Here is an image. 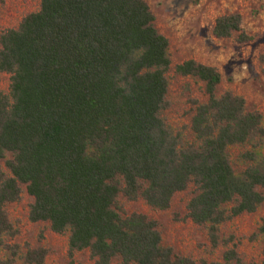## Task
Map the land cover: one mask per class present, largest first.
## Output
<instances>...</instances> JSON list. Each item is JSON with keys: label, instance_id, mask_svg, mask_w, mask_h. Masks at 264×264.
Segmentation results:
<instances>
[{"label": "trees", "instance_id": "obj_1", "mask_svg": "<svg viewBox=\"0 0 264 264\" xmlns=\"http://www.w3.org/2000/svg\"><path fill=\"white\" fill-rule=\"evenodd\" d=\"M155 21L145 0H40L1 33L0 73L10 83L0 92V264H45L49 255L13 243L19 230L8 207L24 193L31 223L68 236L72 264L81 253L91 264H244L222 227L264 204V117L242 96L219 94L216 67H173ZM213 35L250 40L236 13L218 17ZM171 72L203 83L206 102L192 101V142L165 117ZM232 147H249L240 171ZM191 187L184 220L206 230L212 251L225 249L219 261L178 254L157 221L120 203L166 212Z\"/></svg>", "mask_w": 264, "mask_h": 264}, {"label": "rangeland", "instance_id": "obj_2", "mask_svg": "<svg viewBox=\"0 0 264 264\" xmlns=\"http://www.w3.org/2000/svg\"><path fill=\"white\" fill-rule=\"evenodd\" d=\"M156 17L157 30L170 42L173 67L187 60L216 67L222 75L219 94L232 91L242 96L250 111H259L264 117V0H145ZM40 0H0V35L15 29L28 14L37 12ZM240 14L244 33L250 37L239 42L237 35L217 39L213 35L215 20L226 14ZM171 108L165 112L168 124L175 131H184L189 142V131L194 106L192 101L206 102L203 83L169 75ZM9 76L0 73V92L8 93ZM249 147H232L231 161L236 171L244 169L240 155ZM0 168L4 162L0 161ZM193 188L175 196L169 211L161 212L139 200L120 199L124 211L130 215L140 213L157 221L165 246L173 247L183 256L200 260L219 261L224 248L212 251L206 230L184 220L186 205ZM33 199L24 193L19 203L8 207L10 218L19 235L13 243L23 247H44L49 250L45 264H72L68 257V236L57 235L47 223H31L29 208ZM264 219V204L254 214H244L222 227L224 238L234 237L244 264L264 262V235L258 234ZM42 237V240L40 239ZM17 264H24L18 261ZM73 264H91L88 253L78 254ZM117 264V263H114Z\"/></svg>", "mask_w": 264, "mask_h": 264}]
</instances>
